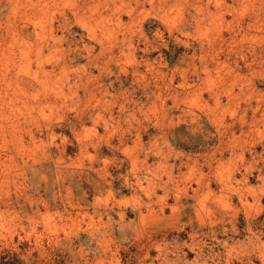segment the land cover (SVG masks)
I'll return each mask as SVG.
<instances>
[{
    "label": "rangeland",
    "instance_id": "obj_1",
    "mask_svg": "<svg viewBox=\"0 0 264 264\" xmlns=\"http://www.w3.org/2000/svg\"><path fill=\"white\" fill-rule=\"evenodd\" d=\"M0 264H264V0H0Z\"/></svg>",
    "mask_w": 264,
    "mask_h": 264
},
{
    "label": "crops",
    "instance_id": "obj_2",
    "mask_svg": "<svg viewBox=\"0 0 264 264\" xmlns=\"http://www.w3.org/2000/svg\"><path fill=\"white\" fill-rule=\"evenodd\" d=\"M176 204H177V201L173 199V201L170 202V204H168L167 207L170 209V208H172L173 206L175 207ZM184 208H185V207H183V206L181 205V208H180L179 212H178L176 215H172L170 212H168V213L166 214L165 217H167V219H170L169 222L171 221V218H177V219L179 218V220H180V219L182 218L181 211H182ZM194 219H196V218L194 217ZM179 220H176V221H179ZM169 224H170V223H168L167 225H169ZM178 224L180 225V221L178 222Z\"/></svg>",
    "mask_w": 264,
    "mask_h": 264
}]
</instances>
